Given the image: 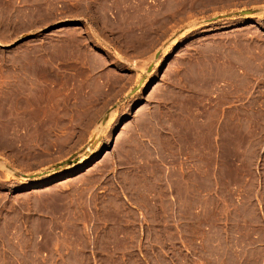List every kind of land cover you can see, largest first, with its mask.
<instances>
[{
	"label": "rangeland",
	"instance_id": "rangeland-1",
	"mask_svg": "<svg viewBox=\"0 0 264 264\" xmlns=\"http://www.w3.org/2000/svg\"><path fill=\"white\" fill-rule=\"evenodd\" d=\"M0 264H264V0H0Z\"/></svg>",
	"mask_w": 264,
	"mask_h": 264
},
{
	"label": "water",
	"instance_id": "water-1",
	"mask_svg": "<svg viewBox=\"0 0 264 264\" xmlns=\"http://www.w3.org/2000/svg\"><path fill=\"white\" fill-rule=\"evenodd\" d=\"M249 12H247V11H244V12H240L239 13V15H244V14H248ZM159 56V52H157L155 55H154V60L157 58ZM151 67H152V65L150 64L148 67H147V69H146V72H149L150 70H151ZM141 82L142 81H139L138 82V84H137V86L133 89V90H131L130 92H129V95L130 94H132L140 85H141ZM42 175V174H41Z\"/></svg>",
	"mask_w": 264,
	"mask_h": 264
},
{
	"label": "bare ground",
	"instance_id": "bare-ground-1",
	"mask_svg": "<svg viewBox=\"0 0 264 264\" xmlns=\"http://www.w3.org/2000/svg\"><path fill=\"white\" fill-rule=\"evenodd\" d=\"M151 65H152V67H153V64H151ZM155 65H156V63H155ZM152 67H151V68H152ZM84 158H85V157H84ZM84 158L81 160V162H83V161H84Z\"/></svg>",
	"mask_w": 264,
	"mask_h": 264
}]
</instances>
